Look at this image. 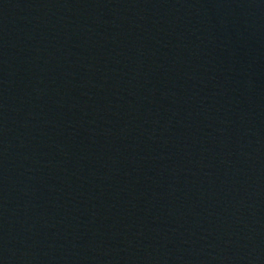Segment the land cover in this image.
Returning a JSON list of instances; mask_svg holds the SVG:
<instances>
[{
  "label": "water",
  "instance_id": "1",
  "mask_svg": "<svg viewBox=\"0 0 264 264\" xmlns=\"http://www.w3.org/2000/svg\"><path fill=\"white\" fill-rule=\"evenodd\" d=\"M0 264H264V0H0Z\"/></svg>",
  "mask_w": 264,
  "mask_h": 264
}]
</instances>
